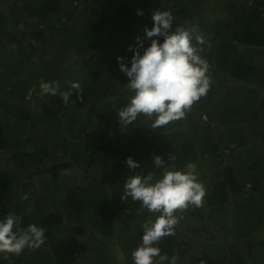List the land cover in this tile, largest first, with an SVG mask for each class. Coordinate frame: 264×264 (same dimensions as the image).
Listing matches in <instances>:
<instances>
[{"label": "trees", "instance_id": "1", "mask_svg": "<svg viewBox=\"0 0 264 264\" xmlns=\"http://www.w3.org/2000/svg\"><path fill=\"white\" fill-rule=\"evenodd\" d=\"M78 2L103 4L80 19ZM156 10L171 11L177 24L203 35L202 56L212 84L183 120L156 130L146 119L125 126L118 108L131 94L129 77L116 56L130 57ZM214 10L222 11L215 15ZM12 28L24 32L31 49L21 41L17 55L9 54L2 42ZM41 81H58L60 91L79 81L83 97L77 99L73 90L76 102L65 106L59 95H41ZM262 86L264 0H0V217L17 214L23 227L35 223L47 237L43 246L26 248L19 256L0 253V264H75L89 242L77 238L84 231H76L78 224L76 230L69 228L71 220L87 221L103 240L122 235L126 239L119 244L131 258L126 244L137 247L143 233L137 220L154 214L140 202L121 199L131 174L128 157L141 164L136 171L143 175L149 174L154 155L166 163L170 153L175 156L166 165L169 170L196 163L200 181H210L206 200L213 211L221 212L228 198L238 194L239 200H250L264 186ZM238 148L244 151L235 156ZM221 165H226L223 182L218 181ZM99 169L109 176H90ZM163 171L151 173L160 178ZM63 173L70 176L63 180ZM248 184L250 195L242 192ZM112 208L125 222L120 229ZM198 209L179 213L183 219L175 235L158 245L161 254H175L177 264L187 256L173 244L188 222L205 212ZM198 261L213 264L205 254Z\"/></svg>", "mask_w": 264, "mask_h": 264}, {"label": "clouds", "instance_id": "2", "mask_svg": "<svg viewBox=\"0 0 264 264\" xmlns=\"http://www.w3.org/2000/svg\"><path fill=\"white\" fill-rule=\"evenodd\" d=\"M136 11L143 9L137 7ZM152 21L151 28H143L144 38L137 36L130 57L117 53L131 93L118 108V120L130 126L146 119L156 130L185 119L192 106L207 95L212 79L210 65L202 56L207 44L202 34L177 24L171 11L156 10ZM145 40L150 41L147 46ZM39 87L41 95H59L65 106L75 104L73 90L77 99L84 93L79 81H73L67 91H60L58 81H41ZM174 159L171 153L167 163L161 156H153L152 164L164 169L160 178L137 172L141 164L132 157L125 161L131 174L126 177L121 199L140 202L143 209L157 214L142 225L141 240L131 253L133 264H177V256L169 259L158 245L163 238L175 235L183 219L178 213L204 205L207 189L199 179L197 164L188 162L183 169L169 170L166 165ZM22 220L17 214L0 217V253L19 256L26 248L38 249L45 244L46 229L35 223L23 227Z\"/></svg>", "mask_w": 264, "mask_h": 264}, {"label": "rangeland", "instance_id": "3", "mask_svg": "<svg viewBox=\"0 0 264 264\" xmlns=\"http://www.w3.org/2000/svg\"><path fill=\"white\" fill-rule=\"evenodd\" d=\"M219 1L220 0H218V2ZM102 4L103 3H96V2L95 3L78 2V8L80 11L77 12L78 13L77 17L80 19L85 18L87 14H90L97 7L102 6ZM214 11L215 12H211V13L216 15L219 14V12H221L222 10L221 11L214 10ZM115 25L116 24H114V26ZM141 28H143V25L141 26ZM18 33L21 37H17L15 35ZM22 33L24 32L22 31ZM22 33L21 31L15 33V28H12L10 30L9 35L3 40L2 45L5 46L7 51H9V54L13 53L14 55H17L16 53L20 47L21 41H22V45L28 43L25 37H23ZM29 46H30V41L28 43V47H25V49L26 50L29 49ZM262 87L263 88L261 93L264 95V86ZM260 101L262 102L263 100ZM254 139L255 138L253 137L251 138L252 143H254ZM229 150L231 149H228L227 151ZM243 151L244 150L238 148L237 150H235L236 152L235 156ZM148 165H149L148 167L149 173L161 169V168H156L152 163ZM211 168L212 167L209 166L206 169L212 170ZM218 168H219V173L222 176L218 181L221 182L227 181L225 175L221 173L226 168V165H221ZM70 173H72V171H70ZM70 173H63L62 179L65 180V178H68L70 176ZM109 174L110 173L103 172L101 169H99L95 173H90V176L98 177L99 179L104 180L105 178H107V176H109ZM254 180H256V183L261 182L260 177H254ZM239 181L244 182V180L242 179H239ZM209 183L210 181L204 182V185L207 189V195L210 192L208 190V187L210 186ZM37 184L39 186V189H41L42 185L39 182ZM251 186L252 184L246 185L243 188L242 192L243 193L248 192V195H250L253 191L251 190L252 189ZM109 187L110 189H114V187L110 184ZM248 189H250V191H248ZM207 195L204 197V205L202 207V209H204L205 212L191 219L186 225L185 231L179 233V236L177 237L178 238L177 242L173 244V248L179 251L183 250L185 252V255L187 256L186 259L179 264H205V263H200L198 261V259L202 254H205V257L209 259L213 264H229V260H231V250H230L231 247L236 248V246L243 245L242 248L245 251L248 250L246 251L247 253L249 252L250 249L254 251V247L252 246L253 244L258 246L257 252L255 251L254 253L256 258H258L257 264H264V244H263L264 186L260 188L256 194H253L250 200H247L246 198H241L239 200L238 199L239 194L235 198L229 197L228 200L223 204L224 208L221 212L220 211L216 212L212 210V208L208 205V202L206 200ZM257 202H260V204L259 205L256 204ZM194 209L198 213H200L198 211L199 210L198 208H194ZM112 212L119 216V212L117 208L114 209L112 208ZM156 215L157 214L148 215L147 217H144V219L142 218L138 219L137 220L138 222H136L138 224V227L143 228L142 227L143 223L146 222L147 220H154L156 218ZM125 219L128 220L130 219V217L128 216ZM117 222L120 223L115 225V227L119 229L120 227H122L123 223H125L124 220L123 222H121V218L120 221ZM76 224L80 225L81 228H77L78 230H76L75 228ZM69 228H73L77 232L84 231V235L81 236L78 235L77 238L84 242H89L88 251L84 252L80 256L79 260L75 262V264H133L132 257L127 258V254L122 251L121 248L122 245L119 244V240L126 239L122 235L117 236L116 233H113L109 239L103 240L99 231L94 229L93 225L89 224L87 221L77 223L71 220L69 224ZM62 229L64 230L63 227ZM140 233H142V231H140ZM184 233L186 236H184ZM89 235L91 236L89 237ZM126 246L127 249L129 250L128 251L129 254H131L132 251L136 248V247L135 248L132 247L130 243L126 244ZM244 246L248 248L250 247V249L247 248L245 249ZM26 250L27 252L30 251L28 248ZM44 250L46 249L44 248ZM169 259H171V257H169ZM53 262H55L54 259Z\"/></svg>", "mask_w": 264, "mask_h": 264}, {"label": "flooded vegetation", "instance_id": "4", "mask_svg": "<svg viewBox=\"0 0 264 264\" xmlns=\"http://www.w3.org/2000/svg\"><path fill=\"white\" fill-rule=\"evenodd\" d=\"M242 246L243 245L236 246V248L231 247V260H229V264H257L258 258H256L254 253L255 251L257 252L258 246H256L255 244L252 245L254 247V251H252L250 247L248 248L244 246L245 249H250L249 252H247L248 254L246 253V251L248 250L245 251Z\"/></svg>", "mask_w": 264, "mask_h": 264}]
</instances>
